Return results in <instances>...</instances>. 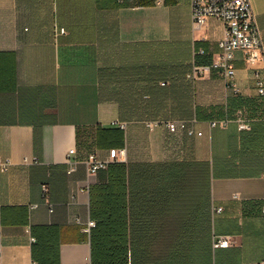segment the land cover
<instances>
[{
	"label": "crops",
	"instance_id": "1",
	"mask_svg": "<svg viewBox=\"0 0 264 264\" xmlns=\"http://www.w3.org/2000/svg\"><path fill=\"white\" fill-rule=\"evenodd\" d=\"M150 1L0 0V158L13 163L0 171V264H83L92 189L104 177L85 159L120 148L131 191L124 264L264 258L256 68L237 50L238 92L215 71L189 79L194 63L219 54L223 26L212 18L195 30L190 0ZM251 2L264 44V0ZM178 45L186 58L160 54ZM257 67L264 77V62ZM152 120H185L192 132L150 131ZM240 120L250 127L239 129ZM219 235L230 236L229 247L213 246Z\"/></svg>",
	"mask_w": 264,
	"mask_h": 264
},
{
	"label": "built area",
	"instance_id": "2",
	"mask_svg": "<svg viewBox=\"0 0 264 264\" xmlns=\"http://www.w3.org/2000/svg\"><path fill=\"white\" fill-rule=\"evenodd\" d=\"M193 27L195 30L202 28L209 19L218 20L223 26L222 37L218 42L219 54L212 60L210 64H195L187 77L192 80H198L202 77L210 75L215 71L218 76L225 80L226 84L234 91L238 92L236 82V67L234 65L235 52L242 50L245 60L252 67L256 68L253 73L258 93L264 96V77L258 69L257 65L264 62V44L261 37L260 28L253 10L251 0H190ZM60 33H65V29L61 28ZM164 84V83H163ZM113 125H118L125 130L127 125L122 121H114ZM217 122H212V126H216ZM150 131L158 127H165L168 132L177 134L179 132L188 131V122L185 120H152L146 122ZM249 123L240 120L239 129H248ZM70 154L75 153V149H71ZM24 163H38V157L24 158ZM127 162V149L120 148L116 153L107 158H102L96 152H90L85 163L87 164L89 173L97 175L100 171L106 170L110 163ZM69 172L75 170V162H71ZM10 158H0V171L6 172L12 165ZM44 193L48 191L46 184L42 185ZM221 210V208H218ZM262 214L264 215V204L262 206ZM96 226L94 220H89L83 229L87 234H91L92 229ZM30 231V228L27 229ZM32 240L34 238L32 237ZM231 244L230 236L219 235L214 238L213 246L215 248L229 247ZM1 257V253H0ZM32 264H38L32 262ZM83 264H92V255L88 254L84 258ZM249 264H264V258L259 262Z\"/></svg>",
	"mask_w": 264,
	"mask_h": 264
},
{
	"label": "trees",
	"instance_id": "3",
	"mask_svg": "<svg viewBox=\"0 0 264 264\" xmlns=\"http://www.w3.org/2000/svg\"><path fill=\"white\" fill-rule=\"evenodd\" d=\"M184 71L185 65L177 63L178 74ZM103 76L102 72V82ZM117 129L123 130L120 127ZM101 172L104 173L103 180L92 189L91 194L92 217L96 222L91 231L92 264H124L126 239L122 228L131 202V191L129 198L127 193V165L126 162L110 163Z\"/></svg>",
	"mask_w": 264,
	"mask_h": 264
},
{
	"label": "rangeland",
	"instance_id": "4",
	"mask_svg": "<svg viewBox=\"0 0 264 264\" xmlns=\"http://www.w3.org/2000/svg\"><path fill=\"white\" fill-rule=\"evenodd\" d=\"M170 53H175L176 54V57L179 58H184L185 55H186V48L183 46V45H178V46H162L160 48V54L161 55H170ZM174 55V54H172ZM186 58V57H185Z\"/></svg>",
	"mask_w": 264,
	"mask_h": 264
}]
</instances>
